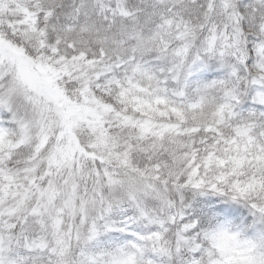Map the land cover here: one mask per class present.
I'll return each mask as SVG.
<instances>
[{
  "label": "snow or ice",
  "instance_id": "1",
  "mask_svg": "<svg viewBox=\"0 0 264 264\" xmlns=\"http://www.w3.org/2000/svg\"><path fill=\"white\" fill-rule=\"evenodd\" d=\"M0 264H264V0H0Z\"/></svg>",
  "mask_w": 264,
  "mask_h": 264
}]
</instances>
